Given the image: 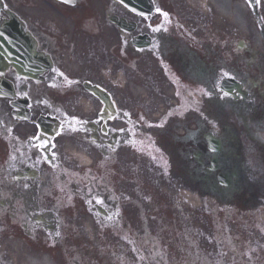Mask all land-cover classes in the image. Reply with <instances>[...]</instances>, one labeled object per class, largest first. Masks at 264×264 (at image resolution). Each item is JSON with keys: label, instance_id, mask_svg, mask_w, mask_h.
<instances>
[{"label": "flooded vegetation", "instance_id": "af4514ba", "mask_svg": "<svg viewBox=\"0 0 264 264\" xmlns=\"http://www.w3.org/2000/svg\"><path fill=\"white\" fill-rule=\"evenodd\" d=\"M26 1L9 0L15 7ZM159 5L157 19L138 25V35L148 38L142 52L135 50L133 34L120 35L101 20L102 14L122 18L121 13L93 0L64 12L74 25L71 36L23 15L53 66L41 76L33 67L28 79L0 67V264L23 263L7 249V239L17 241L11 248L22 244L41 263L208 264L209 254L195 239V210L188 218L157 186L128 179L130 162L145 151L159 165L182 159L195 174L194 190L205 178L212 187L229 184L227 176L239 167L244 173L261 170L264 180V168L257 165H264V144L256 135L264 129V92L255 96L252 88L247 101L230 103L220 91L231 77L225 66L230 50L214 45L218 35L212 23L190 16L176 0H159ZM157 27L162 30L153 31ZM111 31L114 36L107 34ZM237 74L234 79L249 80ZM134 76L148 84L152 98L142 101L129 83L119 82ZM87 83L109 97L108 108L85 89ZM170 88L173 98L167 96ZM225 108L245 118L233 134L224 128ZM73 117L83 122L72 121L77 132L68 131ZM203 124L222 130V151L212 150ZM61 125L63 135L50 138ZM41 134L52 141L47 152L33 139ZM91 134L98 152L93 167L65 162L67 139ZM240 184L245 188V177ZM236 196V202L225 201L221 229H228L231 215L246 218L242 196ZM247 243L245 252L259 246L254 237ZM254 262L245 255V263Z\"/></svg>", "mask_w": 264, "mask_h": 264}, {"label": "snow or ice", "instance_id": "6c2138e0", "mask_svg": "<svg viewBox=\"0 0 264 264\" xmlns=\"http://www.w3.org/2000/svg\"><path fill=\"white\" fill-rule=\"evenodd\" d=\"M122 2H123V0H122ZM248 4L250 6L257 7V6H260L261 0H248ZM133 11H135V9H133ZM157 11H160V9H157ZM140 15H143V13H140ZM162 15L164 17H166V18L168 17V13L167 12H163ZM161 30H162L161 27H157V28H154L153 29V31H155V32H159ZM225 75H227V74H225ZM220 91L222 92V95L224 97H228L230 95L227 91H223L222 88L220 89ZM205 94L208 95V93H205ZM72 121H75L77 124L83 123L77 117H73L72 120H70L68 122L69 123L68 131L69 132H77V131H79L80 130L79 128H76V127L73 126ZM63 133H64V127H63V125H61L60 126V129L57 131L56 135H58V136L59 135H63ZM33 139L36 141V146L39 149H41L43 152H47L49 146L52 143L51 140L45 139L43 136L33 137ZM213 151H215V149H213ZM101 203H102V201H101Z\"/></svg>", "mask_w": 264, "mask_h": 264}, {"label": "bare ground", "instance_id": "6f19581e", "mask_svg": "<svg viewBox=\"0 0 264 264\" xmlns=\"http://www.w3.org/2000/svg\"><path fill=\"white\" fill-rule=\"evenodd\" d=\"M211 2L218 10L219 14L229 17L242 31H247V25L244 23L245 9L243 6H232L231 0H211ZM255 40L259 42L258 37Z\"/></svg>", "mask_w": 264, "mask_h": 264}, {"label": "rangeland", "instance_id": "374dc122", "mask_svg": "<svg viewBox=\"0 0 264 264\" xmlns=\"http://www.w3.org/2000/svg\"><path fill=\"white\" fill-rule=\"evenodd\" d=\"M234 2L240 3L242 1L241 0H234ZM232 6H234L233 3H232ZM246 21H247V25H248L249 28L251 27V25L253 26L255 24V22L252 20V17H251L250 14L248 16H246ZM230 27H231V30L234 29L232 25ZM247 39H249V37H247Z\"/></svg>", "mask_w": 264, "mask_h": 264}, {"label": "water", "instance_id": "95a60500", "mask_svg": "<svg viewBox=\"0 0 264 264\" xmlns=\"http://www.w3.org/2000/svg\"><path fill=\"white\" fill-rule=\"evenodd\" d=\"M123 1H125V2H130V0H123Z\"/></svg>", "mask_w": 264, "mask_h": 264}]
</instances>
